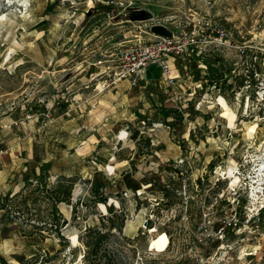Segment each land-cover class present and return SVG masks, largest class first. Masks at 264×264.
Instances as JSON below:
<instances>
[{
  "label": "rangeland",
  "instance_id": "obj_1",
  "mask_svg": "<svg viewBox=\"0 0 264 264\" xmlns=\"http://www.w3.org/2000/svg\"><path fill=\"white\" fill-rule=\"evenodd\" d=\"M205 21L173 85L98 91L150 26ZM262 166L264 0H0V264H96V232L118 264H264Z\"/></svg>",
  "mask_w": 264,
  "mask_h": 264
},
{
  "label": "built area",
  "instance_id": "obj_2",
  "mask_svg": "<svg viewBox=\"0 0 264 264\" xmlns=\"http://www.w3.org/2000/svg\"><path fill=\"white\" fill-rule=\"evenodd\" d=\"M153 21L151 19L149 22ZM152 23V22H151ZM154 26V25H152ZM150 26V27H152ZM210 27L209 22H200L198 29L203 35L202 41L196 40L192 34L185 33L183 36L172 37L155 36L151 32L147 38H138L121 46L103 66L101 90L116 87L126 82L130 87L138 86L148 68L155 66L160 69L164 79L171 85L174 77L171 74L170 60L182 56L191 46H198L201 50L206 43V31ZM217 31L220 38L227 37L226 32ZM226 39V38H225ZM261 186V185H260Z\"/></svg>",
  "mask_w": 264,
  "mask_h": 264
},
{
  "label": "trees",
  "instance_id": "obj_3",
  "mask_svg": "<svg viewBox=\"0 0 264 264\" xmlns=\"http://www.w3.org/2000/svg\"><path fill=\"white\" fill-rule=\"evenodd\" d=\"M95 234L96 236L89 235V240L87 241V245L91 246V255L94 259L92 263L99 264L102 263V260H104L103 264H118L115 261L121 262L119 252L115 253L111 252V249H105L109 241V234L99 232Z\"/></svg>",
  "mask_w": 264,
  "mask_h": 264
},
{
  "label": "water",
  "instance_id": "obj_4",
  "mask_svg": "<svg viewBox=\"0 0 264 264\" xmlns=\"http://www.w3.org/2000/svg\"><path fill=\"white\" fill-rule=\"evenodd\" d=\"M133 21H150L152 19L151 14L145 10L138 11L132 18ZM150 32L155 36L160 37H172V32L169 31L166 27L161 25H154L150 28Z\"/></svg>",
  "mask_w": 264,
  "mask_h": 264
},
{
  "label": "bare ground",
  "instance_id": "obj_5",
  "mask_svg": "<svg viewBox=\"0 0 264 264\" xmlns=\"http://www.w3.org/2000/svg\"><path fill=\"white\" fill-rule=\"evenodd\" d=\"M264 166H262V168H263ZM262 174V173H261ZM259 175V174H258ZM263 175V174H262ZM254 197V196H253Z\"/></svg>",
  "mask_w": 264,
  "mask_h": 264
}]
</instances>
